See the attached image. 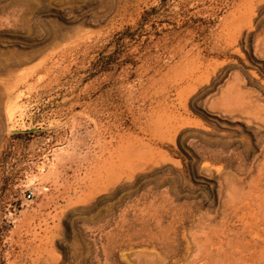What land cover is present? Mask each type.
<instances>
[{
	"label": "rangeland",
	"instance_id": "obj_1",
	"mask_svg": "<svg viewBox=\"0 0 264 264\" xmlns=\"http://www.w3.org/2000/svg\"><path fill=\"white\" fill-rule=\"evenodd\" d=\"M259 136L264 0H0V264H186Z\"/></svg>",
	"mask_w": 264,
	"mask_h": 264
},
{
	"label": "bare ground",
	"instance_id": "obj_2",
	"mask_svg": "<svg viewBox=\"0 0 264 264\" xmlns=\"http://www.w3.org/2000/svg\"><path fill=\"white\" fill-rule=\"evenodd\" d=\"M256 65L261 66L259 63ZM233 79L239 81L237 75ZM237 82L228 85L221 99L216 101L215 108L219 109L220 114H232L235 111L230 106L239 99L240 87ZM247 107L251 109L250 106ZM220 114L216 116L220 117ZM254 115L260 118L258 112ZM214 122L221 128L229 127L222 121ZM232 141L230 138L219 139L214 144L206 142L199 146L196 155L191 157L194 162L209 161L224 169L218 183L221 202L218 214L220 221L216 224L221 229L211 233H192L189 249L194 252V256L176 261L186 264H264V136L257 139L260 154L250 165L237 166L239 173L236 176L226 171V157L231 153L229 148Z\"/></svg>",
	"mask_w": 264,
	"mask_h": 264
},
{
	"label": "built area",
	"instance_id": "obj_3",
	"mask_svg": "<svg viewBox=\"0 0 264 264\" xmlns=\"http://www.w3.org/2000/svg\"><path fill=\"white\" fill-rule=\"evenodd\" d=\"M33 194L31 192H28L24 197L26 200L32 199Z\"/></svg>",
	"mask_w": 264,
	"mask_h": 264
}]
</instances>
